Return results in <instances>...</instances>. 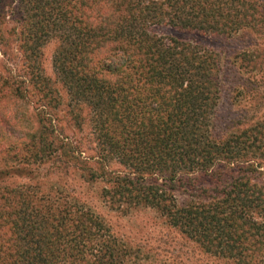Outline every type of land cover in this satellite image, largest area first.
Listing matches in <instances>:
<instances>
[{
	"label": "trees",
	"instance_id": "1",
	"mask_svg": "<svg viewBox=\"0 0 264 264\" xmlns=\"http://www.w3.org/2000/svg\"><path fill=\"white\" fill-rule=\"evenodd\" d=\"M14 3L18 21L14 27H3V47L14 40L20 63L6 58L11 49L3 50L8 61L3 62L0 83L9 98L35 104L41 127L31 132L28 146H20L25 154L30 148V159L42 161L48 156L57 168L66 170L63 173L78 171L83 181L100 182L98 196L110 210L152 209L217 260L264 264V180L251 179L264 166L258 159L264 152L260 124L233 138L212 136L219 99L216 53L150 31L164 25L220 36L249 26L264 32V4L259 0ZM50 39L57 43L51 65L69 104L75 111L81 105L87 109L97 148L91 164L90 157L81 156L78 146L65 137L58 140V147L47 148L54 134L45 107L56 99L48 95L51 91L38 62L39 49ZM18 120L21 117L7 110L10 125ZM36 190L0 189V264H132L137 259V249L112 236L88 207L74 199H50ZM183 190L189 193L177 199L173 192L179 195Z\"/></svg>",
	"mask_w": 264,
	"mask_h": 264
},
{
	"label": "rangeland",
	"instance_id": "2",
	"mask_svg": "<svg viewBox=\"0 0 264 264\" xmlns=\"http://www.w3.org/2000/svg\"><path fill=\"white\" fill-rule=\"evenodd\" d=\"M259 3L264 4V0H259ZM14 4V0H0V77L2 78L5 60L3 50L11 49V53L6 58L9 60L12 58L10 61L16 62L17 65L20 63L14 40L3 47V27H14L18 21ZM150 31L158 36H172L196 43L216 53L219 65L217 79L219 99L212 115V136L229 135L233 138L249 130V126L254 123L260 124L264 136L263 29L256 30L249 26L228 36L186 31L164 25L152 26ZM56 45V41L50 39L39 49V73L45 78L46 87L51 91L48 95L56 99L55 104L45 107L54 134L48 138L52 143L49 141L47 148L51 150L55 146L58 147V140L65 137L78 146L77 148L82 152L81 156L90 157L88 162L91 164V158L97 148L87 124V109L84 105H81L77 111L71 107L64 87L54 75L51 56ZM4 85L0 83V168L5 172L0 174L2 177L0 189L14 188L20 191L24 188H35L45 192L46 197L50 199L64 197L80 202L101 219L112 236L127 247L137 249V259L133 260L132 264H228L224 260H217L202 252L177 230L165 224L152 209L110 210L98 196L100 182H85L83 178L78 177V171L69 170L63 173L66 170L57 168L48 156L42 161L39 158L30 159L32 150L29 148V155H26L24 148L20 146L22 143L28 146L31 132L41 127V123H38L34 115L35 104L22 105L20 100L9 98L5 94ZM7 110L21 117V120L10 125L7 121ZM25 119L28 121H24ZM44 127L49 128L48 124ZM262 141L264 142V137ZM34 144L37 145L36 142ZM258 159L264 161V152L258 156ZM110 167L118 169V165L114 163H111ZM256 171L251 179L255 182L263 181L264 166ZM173 193L177 199H181L186 197L189 191L183 190L179 195L175 191Z\"/></svg>",
	"mask_w": 264,
	"mask_h": 264
}]
</instances>
